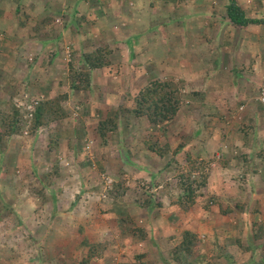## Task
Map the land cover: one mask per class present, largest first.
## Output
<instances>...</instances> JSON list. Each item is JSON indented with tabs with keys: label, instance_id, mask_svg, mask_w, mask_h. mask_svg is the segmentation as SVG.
<instances>
[{
	"label": "rangeland",
	"instance_id": "rangeland-1",
	"mask_svg": "<svg viewBox=\"0 0 264 264\" xmlns=\"http://www.w3.org/2000/svg\"><path fill=\"white\" fill-rule=\"evenodd\" d=\"M226 1L0 0V101L9 91L22 107L66 92L70 51L88 43L111 50L110 68L94 71L90 92L64 103L68 119L39 128L38 139L11 136L0 149V264L77 263L85 252L81 240L110 243L89 264H121L139 254L144 264H177L170 252L184 231L199 241L187 260L193 264H229L223 253L233 264L264 263V27L228 26L222 18ZM237 1L264 16V0ZM62 2L75 11L55 12ZM47 11L52 24L35 35L33 20ZM249 36L256 38L255 50ZM49 72L59 75L49 82L50 92ZM154 79L178 86L175 117L152 129L124 116L115 133L100 139L97 119L116 106L130 107L132 96ZM245 126L250 138L243 144L237 129ZM49 137L56 141L51 149ZM152 142L171 150L181 146L172 157L179 165L186 153L213 159L206 188L187 211L169 205L165 195L157 198L155 189L173 181L162 167L170 154L160 158L148 151ZM54 166L57 174L45 185L43 175ZM118 174L129 207L103 196ZM146 190L151 205L142 209ZM225 208L232 213L222 214ZM124 215L132 227L145 229V240L131 236Z\"/></svg>",
	"mask_w": 264,
	"mask_h": 264
},
{
	"label": "trees",
	"instance_id": "trees-1",
	"mask_svg": "<svg viewBox=\"0 0 264 264\" xmlns=\"http://www.w3.org/2000/svg\"><path fill=\"white\" fill-rule=\"evenodd\" d=\"M9 1L16 2V0ZM247 8L238 3L237 0H227L223 5L222 18L227 21L226 24L228 26L233 28H247L249 26L264 27V16L250 18L248 17L250 13H246V11H249ZM15 12H18V5L15 7ZM52 21L48 15L42 20L35 22L31 29L35 35H38L48 25H51ZM110 55L111 50L108 46L93 45V43H88L77 53L70 51L66 62L64 81L62 82L66 86V92L42 98H33L27 101L28 104L25 103V106L22 105V107L13 101L12 93L9 91L6 92L7 98H3L0 101V149L5 147L11 136H17L23 133L34 136L39 128L68 119L71 112H68L64 108V103L70 99L71 95L87 94L90 92L91 73L99 69H109L111 65L109 60ZM50 64L51 57L47 60V65L49 66ZM47 90L48 92L52 91L50 87ZM180 96L178 86L175 83L169 80H151L132 96L130 107L120 105L110 109L103 118L97 119L94 130L100 139H104L108 133L112 134L116 132L118 121L124 116H129L133 119H143L150 128L158 129L175 117L180 106ZM27 106L29 107L28 109L26 108ZM247 129L249 128L246 126L237 129V132L242 135L243 144H246L250 138V133H248ZM55 144V139L49 138L46 148L51 149ZM145 146L148 151H151L160 158H166L170 154V159H165L166 161L162 167L170 175L173 183H164L159 189H155L157 198L165 195L169 205L175 206L181 211H187L193 207L197 198L206 188L208 166L213 159L204 158L194 160L190 154L186 153L183 158V163L179 165L175 163L172 157L181 146L172 150L166 144L159 146L153 142L147 143ZM241 158L245 162V157ZM255 167L257 168V166ZM52 174H57L56 166H54L52 172H47L43 175V183L45 185L50 183ZM117 178L116 181L106 187L103 196L109 198L113 205H121L124 208L129 207V205L123 203L125 202L127 188L120 174H118ZM169 187L174 192L173 195L169 193ZM100 190L99 186L93 187V191L97 194H99ZM144 194H147V196L140 203L142 209H146L151 205L148 190ZM160 206L161 203L157 199L155 207ZM234 206L237 210L243 212L242 205L235 203ZM220 212L222 214L232 213L230 208H225L220 210ZM127 217V215H124V219L122 220L126 225H129L127 230L131 236L141 241L145 240L147 238L145 229L132 227ZM252 226L256 225L252 224ZM254 237H259V234H255ZM198 244L199 241L196 235L184 231L180 235L179 242L170 252L171 259L177 264H181L182 259H185L187 264H193L187 260L196 255ZM80 245L85 249L84 255L77 263L71 264H89L92 259L101 257L102 252L110 243H89L86 240H81ZM248 249V247H244V250ZM221 256L225 257L229 264H233L230 263L231 260L227 253H223ZM142 259L143 256L139 254L133 257L132 260L125 261L121 264H144ZM261 264L264 263L262 262Z\"/></svg>",
	"mask_w": 264,
	"mask_h": 264
},
{
	"label": "crops",
	"instance_id": "crops-1",
	"mask_svg": "<svg viewBox=\"0 0 264 264\" xmlns=\"http://www.w3.org/2000/svg\"><path fill=\"white\" fill-rule=\"evenodd\" d=\"M255 3H256V2L253 1V4H255ZM104 4H108V0H104ZM69 5H70V2H65V5H63V2H62V4H61L59 7H57V8L55 9V10H56L55 12H57L58 10H60V8L62 7V8H61L62 11L60 10V11H61L60 13L62 14L63 12L66 11V12H65V14H66V13L68 12V10L70 11V8L72 9V7H70ZM57 6H58V5H57ZM256 6L259 7L258 2L256 3ZM100 8H101V6H99V9H100ZM206 9H208V8H206ZM248 9H251V8H248ZM53 10H54V9H53ZM72 10L75 11L74 9H72ZM249 11H252V14H253V15L250 14L251 16H248V17H250V18H254L255 15H259V16H255V18H257V17H260V15H261L260 12H255L254 10H249ZM249 11H246V13H247V12H248L247 14L251 13V12H249ZM209 12H210V11H209ZM1 13H4V12L0 9V14H1ZM47 13H48V14L45 15V16H43L42 18H38V19H36V20H33V23H32L33 26H34L35 22H37V21H39V20H42L44 17L48 16L49 13H51V11H47ZM261 17H263V15H262ZM24 18H26V17H24ZM80 18H81V20H83L84 22H87V21H88V20L86 19V17H80ZM68 22L71 23L72 21H71V22H70V21H65V22H63V23H64V24H67ZM226 23H227V22H226ZM21 25L23 26V25H25V23H21ZM224 26L227 27L226 24H224ZM224 26H223V27H224ZM250 27L252 28V27H255V26H249V28H250ZM260 27H261V26H260ZM228 28H229V27H228ZM30 29H31V28H30ZM252 37H253V36H252ZM204 38H205V40L208 42V43H206V45H205L206 48H208V47H209V39H208L207 36H205ZM255 39H256L255 37L250 38V36H249L248 39H247L248 46L251 47V45H253V46H254V50H255V46L257 45ZM219 40H220V39H219ZM220 42H223V39H221ZM262 42H263L262 44L264 45V39L262 40ZM220 45H221V44H220ZM220 45L217 44V46H219V48H218L219 50L222 48V46H220ZM261 53L264 54V49L261 51ZM250 58H251V57H250ZM51 64H53V63H51ZM51 64H50V66H51ZM215 66H216V65H215ZM51 68H52V66H51ZM212 68H213V67H212ZM99 70H100V69H99ZM49 71L58 72V71H56L55 69H49ZM95 71H96V70H95ZM212 72H213V71H212ZM65 73H66V72H65ZM93 73H94V71L91 73V76L93 75ZM64 76H65V74H64ZM46 77L48 78V79H47V80H48L47 85H48V87H49V85H51L49 82L52 81V80H57L58 77H59V75H58V74H55V73L52 74V73L49 72L48 75H47ZM48 87H47V88H48ZM50 88H51V87H50ZM45 96H46V95H45ZM42 97H43V96L41 95V98H42ZM37 135H38V134L35 133V135L32 136V138H33V139H38ZM49 138H52V137H49ZM49 138H48V139H49Z\"/></svg>",
	"mask_w": 264,
	"mask_h": 264
},
{
	"label": "built area",
	"instance_id": "built-area-1",
	"mask_svg": "<svg viewBox=\"0 0 264 264\" xmlns=\"http://www.w3.org/2000/svg\"><path fill=\"white\" fill-rule=\"evenodd\" d=\"M261 100H262V101H264V99H263V98H262Z\"/></svg>",
	"mask_w": 264,
	"mask_h": 264
}]
</instances>
